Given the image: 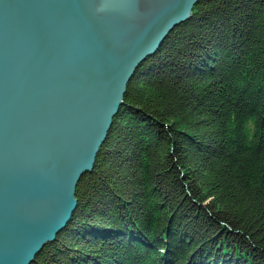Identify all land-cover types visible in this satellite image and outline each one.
Returning <instances> with one entry per match:
<instances>
[{
    "label": "trees",
    "instance_id": "1",
    "mask_svg": "<svg viewBox=\"0 0 264 264\" xmlns=\"http://www.w3.org/2000/svg\"><path fill=\"white\" fill-rule=\"evenodd\" d=\"M66 227L30 264H264V0H199L136 70Z\"/></svg>",
    "mask_w": 264,
    "mask_h": 264
},
{
    "label": "water",
    "instance_id": "2",
    "mask_svg": "<svg viewBox=\"0 0 264 264\" xmlns=\"http://www.w3.org/2000/svg\"><path fill=\"white\" fill-rule=\"evenodd\" d=\"M199 0H0V264L77 206L130 79Z\"/></svg>",
    "mask_w": 264,
    "mask_h": 264
}]
</instances>
